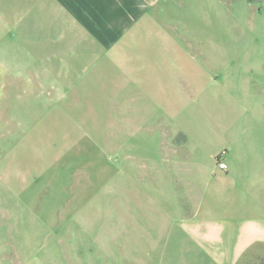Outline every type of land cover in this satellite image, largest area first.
I'll return each mask as SVG.
<instances>
[{
  "label": "rangeland",
  "instance_id": "rangeland-1",
  "mask_svg": "<svg viewBox=\"0 0 264 264\" xmlns=\"http://www.w3.org/2000/svg\"><path fill=\"white\" fill-rule=\"evenodd\" d=\"M170 1L168 22L157 24L173 40L157 60L155 96L146 82H127L136 41L124 39L136 25L106 41L48 42L47 56L0 25V264H147L149 250L134 241L147 228L131 170L142 152L130 145L144 115L166 138L152 160L162 161L177 131L173 150L192 157L189 148H226L218 162L252 146L257 160L242 173L264 210V0ZM256 251L239 264H264V249Z\"/></svg>",
  "mask_w": 264,
  "mask_h": 264
},
{
  "label": "crops",
  "instance_id": "crops-1",
  "mask_svg": "<svg viewBox=\"0 0 264 264\" xmlns=\"http://www.w3.org/2000/svg\"><path fill=\"white\" fill-rule=\"evenodd\" d=\"M170 4V0H0V25L9 40L22 42L26 51L29 43L35 41L34 49H30L38 51L33 54L37 56L53 51L48 44L51 41H106L111 39L110 31L123 33L125 27L136 25L132 36L124 39L136 41L132 51L137 65L127 82H136L137 88L146 82L152 91L160 65L157 60L167 57L173 40L157 31V24L165 25L171 16ZM144 24L147 29L140 28ZM109 26L117 28L114 31ZM141 40L147 43L139 45ZM180 50L181 56L184 50ZM185 71L196 87L203 89L196 72ZM143 117L137 119V128L132 126L130 145L133 151L142 152L131 170L134 183L139 185L137 215L140 224H147L146 230H137L134 241L139 249L149 250L146 263L239 264L246 253L264 249V210L259 198L251 193V180L242 173L249 162L257 160L251 156L255 155L252 146L243 157L231 148L228 156H222L228 163V169L223 170L215 155L226 148L208 155H202L198 147L192 151L189 148L197 157L185 155V149L173 150L172 138L177 131L166 140L162 161L152 160V151L162 144L165 134L157 133L154 127L146 128ZM116 131L117 137H123L118 128ZM189 142L187 139L185 144ZM136 168L143 169L139 172L141 177H135ZM124 170L122 166V173ZM157 217L160 221L156 225L153 218Z\"/></svg>",
  "mask_w": 264,
  "mask_h": 264
},
{
  "label": "built area",
  "instance_id": "built-area-1",
  "mask_svg": "<svg viewBox=\"0 0 264 264\" xmlns=\"http://www.w3.org/2000/svg\"><path fill=\"white\" fill-rule=\"evenodd\" d=\"M218 166L219 168L226 170L228 169V163L225 160L219 159L218 160Z\"/></svg>",
  "mask_w": 264,
  "mask_h": 264
}]
</instances>
